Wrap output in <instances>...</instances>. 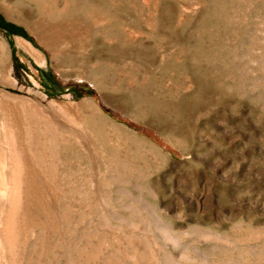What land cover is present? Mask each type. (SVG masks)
I'll return each mask as SVG.
<instances>
[{
  "label": "rangeland",
  "instance_id": "1",
  "mask_svg": "<svg viewBox=\"0 0 264 264\" xmlns=\"http://www.w3.org/2000/svg\"><path fill=\"white\" fill-rule=\"evenodd\" d=\"M0 14L32 40L0 30V152L2 120L42 121L0 264H264V0Z\"/></svg>",
  "mask_w": 264,
  "mask_h": 264
},
{
  "label": "bare ground",
  "instance_id": "2",
  "mask_svg": "<svg viewBox=\"0 0 264 264\" xmlns=\"http://www.w3.org/2000/svg\"><path fill=\"white\" fill-rule=\"evenodd\" d=\"M27 49L32 51L30 45ZM22 116V114L21 116L12 114V125L9 127L5 120L1 122V128L4 130L5 139L9 141L10 150L7 153L0 152V241L2 239L8 247H13L16 243L15 230L23 218L21 206L27 198L26 185L30 169L25 158V151L38 160L39 166L42 162L41 157H38L40 155L38 149L33 148L31 142L32 128L38 129L42 121H38L34 112H28L25 119ZM46 122L48 123H44L43 130L50 131L51 124L49 120ZM40 132L42 133V130Z\"/></svg>",
  "mask_w": 264,
  "mask_h": 264
},
{
  "label": "trees",
  "instance_id": "3",
  "mask_svg": "<svg viewBox=\"0 0 264 264\" xmlns=\"http://www.w3.org/2000/svg\"><path fill=\"white\" fill-rule=\"evenodd\" d=\"M0 30L5 31L8 35H18L20 37H23L27 40H29L32 43V40L30 39V37H28L26 31L18 25H15L13 23H10L8 21H6L2 15L0 14ZM14 59L16 60V58L14 57ZM39 72H43L42 69H38ZM49 80H51L50 82H52V77L51 75H49ZM76 89H71V92H75Z\"/></svg>",
  "mask_w": 264,
  "mask_h": 264
}]
</instances>
